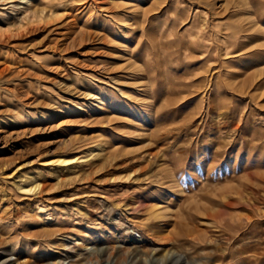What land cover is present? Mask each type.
Listing matches in <instances>:
<instances>
[{
	"label": "rangeland",
	"instance_id": "obj_1",
	"mask_svg": "<svg viewBox=\"0 0 264 264\" xmlns=\"http://www.w3.org/2000/svg\"><path fill=\"white\" fill-rule=\"evenodd\" d=\"M30 2L68 34L0 47V264H264V0Z\"/></svg>",
	"mask_w": 264,
	"mask_h": 264
},
{
	"label": "bare ground",
	"instance_id": "obj_2",
	"mask_svg": "<svg viewBox=\"0 0 264 264\" xmlns=\"http://www.w3.org/2000/svg\"><path fill=\"white\" fill-rule=\"evenodd\" d=\"M15 1H19V3L14 5L13 7L12 6H8L10 3L15 2ZM20 1H22V2H20ZM31 4H32V2H30V0H26V1H24V0H0V13L4 14L5 12H11V13L15 12L16 16L18 17V22L14 23V22L10 21L11 18H8L7 19V23L5 22L6 24H3V25L0 24V47H9V48L13 49L14 50V52H13L14 54L13 55H18V53L21 52V50H28L29 51L31 49L36 48L35 43L29 42V40L31 38H33L36 34H38V32L40 30H43V32H47L46 34H48V37H50V42L51 43L48 45V47L51 46V48H58V43L62 42V41H65L67 39L68 31H65V29L64 30H57L58 28H54L52 30H47L46 26H43V27H38V25L35 26L39 22L48 23L47 22L48 20H51V19L56 20V18L58 17L59 14L56 13L55 11H50V10H45V9H42L40 11L31 10V6H30ZM78 17L79 16L77 15V13H70V15H68V17L65 19V21L63 23V25H66L68 27V28H66L67 30H69V27L72 26L75 23V21L78 19ZM0 19H1V17H0ZM247 32L248 33L249 32H251V33L255 32V33H253L251 36H249L250 33L248 35V34H246ZM241 33H245L246 34L245 37H246L247 40L250 39V41H254V42L260 43V44L256 45V51L253 50L254 53L249 55L250 59H253L251 57H254V58L259 57L260 55H258V54L264 53V52H262V50H264V43L261 44V42H262L261 40L264 41V31L261 28L257 27V29H253V30H252V28H247V27H245V28H243V27H238L237 28L236 27V29L235 28L234 29L233 28H228V38L232 37V36H237V35H239ZM52 35H53V38H51ZM236 56H240V55H236ZM232 57H233L232 52L228 51V59H231ZM5 58H7V57H5ZM16 59H18V57ZM247 60H249V59L247 58ZM14 67H18V63L14 62V60L9 62L8 60H2V58L0 57V79H2L4 77L5 73L8 70L10 71V69L14 68ZM248 69L250 70L251 67H248ZM255 71H257V70H255ZM256 74L257 73L250 71L248 73V77L246 78L244 83L245 84L246 83H252L254 81V79H255V75ZM72 92L77 97L87 98L89 100H91V99L94 100L95 99V97H93L94 95H91L87 91H82V90L75 89ZM38 104H40V101H39V97L37 96L36 98L35 97L30 98L25 105L33 106V105H38ZM41 104H43V103H41ZM1 108L2 107L0 106V115H1V113H5L9 117L10 115H12L14 113V111H12L13 105L8 104L7 105V109H5L4 111ZM1 111H3V112H1ZM8 121H10V119H8ZM8 121H4L5 125H1L0 126V131L2 129H4L6 126L7 127H9V125L11 126V124H12L11 122L12 121L10 123H7ZM12 133L13 132H11L9 134H5L6 136H4V137L6 139L10 138L12 136ZM9 161L10 160H7V161H4L2 163H3V165H6V163H8ZM76 161H77V158H72V159H68L67 158V159H59L57 161V163L59 165H62V166H67V165H70L71 163H75ZM49 163L50 162H48V164ZM15 173H16V171L13 174H10V175H3L2 174L0 176V201L3 199L1 193H2V190H3L2 187L4 186L3 185L4 184V180L9 179L10 177H13V175H15ZM14 184L18 185V187L20 189H23V186L18 184L17 181H14ZM38 187L39 186L37 185L34 188L25 189V191L26 190L27 191H33V190H36ZM162 239H164V238H162ZM156 252H157V250H156ZM182 257L183 256L175 254L173 252H168L167 255H166L165 261L162 262L161 264H178V262H180V261L182 263L183 262L182 261L183 260Z\"/></svg>",
	"mask_w": 264,
	"mask_h": 264
}]
</instances>
